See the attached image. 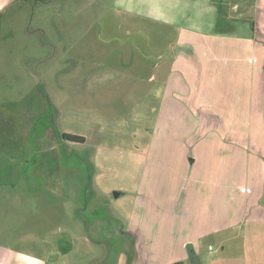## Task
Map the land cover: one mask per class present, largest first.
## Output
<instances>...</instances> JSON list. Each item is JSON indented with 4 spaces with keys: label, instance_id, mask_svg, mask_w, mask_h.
<instances>
[{
    "label": "rangeland",
    "instance_id": "1",
    "mask_svg": "<svg viewBox=\"0 0 264 264\" xmlns=\"http://www.w3.org/2000/svg\"><path fill=\"white\" fill-rule=\"evenodd\" d=\"M48 1L26 0L0 16V246L60 264H264V223L256 226L254 211L191 255L188 235L239 221V193L224 190L233 198L222 199L206 186L193 205L179 172L191 158L157 155L148 144L189 137L178 147L198 156L196 141L208 135L214 150L206 159L217 168H229L232 143H221L228 137L248 135L256 153V91L243 92L240 73L259 75L264 66L256 56L264 46L258 0ZM192 36L219 49L230 44L226 55L238 64L230 83L241 96L217 93L215 107L199 112L202 127L192 111H162L157 92L179 39ZM151 67L162 71L159 80L144 77ZM112 71L113 81L100 82ZM202 81L207 89L209 79ZM176 114L187 119L176 126ZM208 115L217 126L206 127ZM63 133L85 142H65ZM193 206L206 210L195 224ZM213 209L217 221L208 220Z\"/></svg>",
    "mask_w": 264,
    "mask_h": 264
},
{
    "label": "crops",
    "instance_id": "2",
    "mask_svg": "<svg viewBox=\"0 0 264 264\" xmlns=\"http://www.w3.org/2000/svg\"><path fill=\"white\" fill-rule=\"evenodd\" d=\"M41 1L43 3L50 2L48 0ZM24 6H28L26 0H0V16L10 13V10L12 9H16V11L13 13L19 12L17 10L23 9L21 7ZM258 7L259 9H262V13H264V0H258ZM217 44H219V42L216 40H198L194 39V36L185 40H182V38L179 39L177 44L178 50L176 51V58H174L173 66L171 67L170 71H168V74L163 75H166L165 86L157 90V92H159V94L162 96V111L167 112L172 109H179L182 111L187 110L188 112L192 111L193 113H196V125L202 127L204 125L203 118L199 112L211 110L210 108L205 109V107L212 108L211 104L214 105V102H211L210 100L211 98L215 97L217 93L223 91L224 94L230 92L229 95L236 94V96H241L238 90L235 91L232 89V85L230 83L232 79L239 78L238 75L235 77L237 71H235L233 68L234 65L238 66L237 62H232L233 57L231 55H226L227 50L232 52V50L228 49L232 46L228 44V47L226 43L222 42L221 47L222 49L224 48V50H222L219 49V47L217 48ZM256 56L257 59L259 58L262 60L263 66L264 46H262L261 52L259 51L256 53ZM219 67H223L224 70H227L225 71V76L223 75V71L218 70ZM226 67H228V69ZM157 68L158 67H151L144 77L149 80H159V77L163 73L160 71V69L157 70ZM255 71L256 72H254V69L252 70V76H250L249 73L250 77L247 75L248 72H245L244 77L241 73L240 76L243 78V85L246 86V89L243 88V92L245 94L249 95L248 93L251 90L256 91V153H253L250 149V140L248 135L238 134L231 139L228 137L227 139L221 140V143L224 145H227L230 142L232 143V146H230L231 144L229 145L230 148L228 147V151L225 150L231 161L229 168H217V166H213L211 164V162H216V159H211L209 163L206 159V157H209L214 150L210 145L211 140L208 135L200 137L196 141L197 145H199L198 156H192V154L182 151L185 148L184 143L188 141L189 137L186 139L182 136L174 134L170 137L161 139L159 137L151 138L148 143L154 144L153 148H150L154 154L162 155L165 152L167 153L171 151L173 153L180 152L186 154L185 159L183 158L186 161H188L187 156L191 158L192 163H187V166L183 169V171L179 172L187 175L184 178L185 184L183 185L186 186L184 187L185 193L190 194L189 199L193 205L194 200L197 197H200V195L197 194V191L201 190L202 188L205 190L206 186H217V188L222 191L219 195L222 199L233 198V195H227L226 192L223 193L224 190L231 189L237 191V194L239 193V205L236 208L237 212H239V221L235 222V225L230 227L225 226L224 228L218 230L214 228V224V227H212V230L208 233L201 235H193L192 233L188 235L186 245L191 246L192 256L200 255L199 247L203 239L213 236L217 233H222V231L226 229L242 226L245 222H247L249 219L248 216L252 211H254V215H252V217H256V226L260 225L261 222L264 223V81H259V83L256 81H250L251 85L247 84V78H249V80H254L255 77L257 80V78L260 77V79H262L264 76V66L262 70H259V75H257L258 69H255ZM116 74L117 76L119 75L117 71ZM114 78L115 73L112 71L104 76H101L100 82H103L102 80H106L107 82L113 81ZM184 79H189L192 85L185 87ZM203 79H209V87L207 89H202L201 87ZM224 79H227L228 85L222 89L221 84ZM171 80H173V82H171ZM217 87L221 89L218 90ZM240 101L242 102V98ZM0 117H2L1 114ZM181 117L184 121L187 119V116L185 115L183 116L181 114H176L175 119L173 120L176 121V126L179 124V121H181ZM211 119L213 120V116ZM207 121L208 125L206 127L217 126L216 123L209 124V115L207 116ZM169 122L170 121H167L168 126L170 125ZM179 142L183 143L184 148L178 147ZM198 147L196 146L195 150ZM252 163L256 164L254 166L256 173L251 170ZM209 164L210 166H208ZM173 167H176V165ZM186 198L187 195H185V199ZM200 204L202 205V202H198V205ZM205 212V208H201L200 210L197 206H193L192 212L189 213V215L192 216V220L190 222L195 224L196 221H201V216ZM212 215L213 218L210 217L208 220L213 219V221H217L219 214L216 209L212 210ZM184 260L185 259H180L177 263L183 264L185 262ZM0 264L60 263L54 260L46 261L45 259L36 255L20 251H13L0 246Z\"/></svg>",
    "mask_w": 264,
    "mask_h": 264
},
{
    "label": "trees",
    "instance_id": "3",
    "mask_svg": "<svg viewBox=\"0 0 264 264\" xmlns=\"http://www.w3.org/2000/svg\"><path fill=\"white\" fill-rule=\"evenodd\" d=\"M60 137L65 142H70V143H84L85 142V138L79 135L63 133L60 135ZM177 264H182V263H177Z\"/></svg>",
    "mask_w": 264,
    "mask_h": 264
},
{
    "label": "water",
    "instance_id": "4",
    "mask_svg": "<svg viewBox=\"0 0 264 264\" xmlns=\"http://www.w3.org/2000/svg\"><path fill=\"white\" fill-rule=\"evenodd\" d=\"M120 196V193H115V197L118 198Z\"/></svg>",
    "mask_w": 264,
    "mask_h": 264
}]
</instances>
